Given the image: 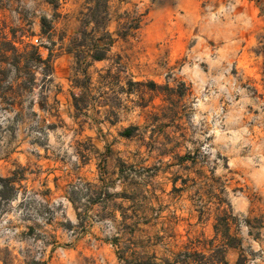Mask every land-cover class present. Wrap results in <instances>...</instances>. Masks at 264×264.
Segmentation results:
<instances>
[{"label":"rangeland","instance_id":"rangeland-1","mask_svg":"<svg viewBox=\"0 0 264 264\" xmlns=\"http://www.w3.org/2000/svg\"><path fill=\"white\" fill-rule=\"evenodd\" d=\"M95 1L0 0V264H264V0Z\"/></svg>","mask_w":264,"mask_h":264},{"label":"trees","instance_id":"trees-1","mask_svg":"<svg viewBox=\"0 0 264 264\" xmlns=\"http://www.w3.org/2000/svg\"><path fill=\"white\" fill-rule=\"evenodd\" d=\"M109 1L110 0H103L101 3L100 0H96L94 5H90L87 7V11L84 12V17L82 19V25L80 27V30L78 31V36L74 37V40H72L73 44L69 46L68 51L74 53L77 52V49H79L80 46L86 47V51L88 53V56L90 57V60H101L106 58V54L109 51L114 39L112 38L111 33L107 30V24L110 21L111 12L109 9ZM92 24V26L89 29V25ZM99 33V34H97ZM104 37H108L109 41L104 42ZM89 38L90 41L86 42L85 40ZM79 39V41H77ZM2 44V47L0 46V57H4L5 51H8V49H12V51L17 55L16 58H21L20 54L17 53L16 48L11 45V47L6 45V42H0ZM6 46V47H3ZM28 54V55H27ZM25 58L26 61H32L33 65L37 67L40 63L47 64L50 66L51 64V58L48 56L47 58H44L40 51L38 46L31 45L29 51L27 52ZM78 58V57H77ZM81 62V61H80ZM5 72V68H3L0 65V74L3 75ZM49 72L52 73V68L50 67ZM1 83V80H0ZM152 87L155 86L154 82H149ZM126 135H131L133 131V127H127L124 130ZM7 181H15L13 176L5 178ZM220 205V203H219ZM223 213L217 214L215 217L214 222V230L216 235H219L223 233L224 237L227 239V241H223L222 244L219 246V251L223 254V264H229V262L225 259V252L228 247L236 246L235 242L231 241L229 242V239H231V235L229 233V221L227 220L225 214L227 213L226 209L223 207ZM225 221V222H224ZM248 222V220H247ZM223 223V225L221 224ZM223 226L224 231H222ZM185 252L186 257H192L193 260L187 262V258L183 260V262H187L190 264H209V254L207 255L204 252H200L197 250H193L192 252ZM188 255V256H187ZM123 264H154L151 260L144 259V258H125L123 259ZM176 262H180L179 259L175 260ZM239 263V261H238Z\"/></svg>","mask_w":264,"mask_h":264},{"label":"built area","instance_id":"built-area-1","mask_svg":"<svg viewBox=\"0 0 264 264\" xmlns=\"http://www.w3.org/2000/svg\"><path fill=\"white\" fill-rule=\"evenodd\" d=\"M34 41H35V44H37V45L41 43V42L39 41V38H38V37H35V38H34Z\"/></svg>","mask_w":264,"mask_h":264}]
</instances>
